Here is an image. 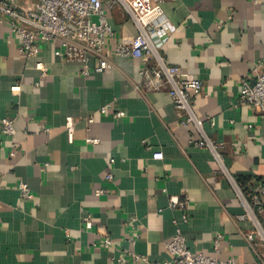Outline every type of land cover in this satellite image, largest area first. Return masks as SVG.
Instances as JSON below:
<instances>
[{"label": "crops", "instance_id": "1", "mask_svg": "<svg viewBox=\"0 0 264 264\" xmlns=\"http://www.w3.org/2000/svg\"><path fill=\"white\" fill-rule=\"evenodd\" d=\"M163 8L174 28L159 54L204 81L191 104L221 160L191 142L202 135L182 123L188 113L176 108L170 86L145 84L140 70L156 65L154 58L115 56V45L137 33L120 4L105 0L115 30L105 53L114 66L86 77L81 62L55 56V44L23 57L9 22H0V124L16 117L15 135L0 134V264H157L169 258L174 221L196 251L264 261V244L254 251L246 241L254 227L239 219L238 192L239 179L245 187L264 181V115L237 103L242 79L264 56V0H165ZM89 63L93 69L95 58ZM120 110L126 116L115 117ZM155 151L163 158H153ZM21 180L32 198L22 196ZM173 196L187 208L172 207Z\"/></svg>", "mask_w": 264, "mask_h": 264}, {"label": "built area", "instance_id": "2", "mask_svg": "<svg viewBox=\"0 0 264 264\" xmlns=\"http://www.w3.org/2000/svg\"><path fill=\"white\" fill-rule=\"evenodd\" d=\"M110 5L120 4L129 13L137 26V33L131 42H118L115 45V56L127 58H144L149 56L156 60V65L140 70L145 84L154 90H162L170 86V92L176 108L187 111L188 116L183 124L194 123L202 137L191 140L199 147L212 150L217 159L221 156L203 128V120L199 119L192 108L191 99L204 90V81L199 76L183 71L177 65L168 64L159 54L160 43L169 38L174 24L163 8L165 0H106ZM8 21L11 32L19 40L18 50L23 57H35L41 44H55L54 54L57 58L67 61H79L83 64L81 73L86 77L92 72H102L114 66V62L105 53L109 39L115 35L105 13V0H38L37 2L20 3V0H0V22ZM95 58L92 69L90 58ZM35 67L41 70L42 76L47 75V69L42 61H37ZM139 87V86H138ZM21 86L15 84L13 92H19ZM239 105H251L258 113L264 115V56L259 58L248 77L242 79L239 93ZM105 109V108H103ZM126 112L120 110L115 117L122 118ZM16 117H4L0 124V134L14 136ZM89 121H93L90 116ZM68 137L73 139L74 122L67 118ZM88 142L98 143L99 138H88ZM14 155V151L11 152ZM153 158L162 159L163 152H153ZM19 188L24 198H32L29 185L21 180ZM105 190L97 188L96 193ZM240 204L244 212L239 219L250 221L254 227L246 235L248 245L257 251L258 241L264 244V181L252 186L248 192L238 187ZM188 202L177 196L171 198L172 207L187 208ZM87 228L92 227L91 214L83 215ZM188 222L185 212L182 216ZM132 220H136L132 217ZM172 240L167 244L169 258L157 264H244L235 258L227 260L196 251L188 243L179 222ZM223 235L219 234L214 241L215 251H220ZM105 246L112 244V238L107 237ZM134 259H144L132 254ZM259 257V256H258ZM261 258V257H260ZM250 264H264V261Z\"/></svg>", "mask_w": 264, "mask_h": 264}, {"label": "trees", "instance_id": "3", "mask_svg": "<svg viewBox=\"0 0 264 264\" xmlns=\"http://www.w3.org/2000/svg\"><path fill=\"white\" fill-rule=\"evenodd\" d=\"M239 181H240V184H241V188H242V190L244 191V192H248L249 190H250V188L253 186H248V187H245L244 185H243V180H240L239 179Z\"/></svg>", "mask_w": 264, "mask_h": 264}]
</instances>
